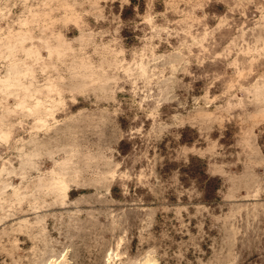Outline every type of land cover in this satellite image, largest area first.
Masks as SVG:
<instances>
[{
    "label": "rangeland",
    "instance_id": "obj_1",
    "mask_svg": "<svg viewBox=\"0 0 264 264\" xmlns=\"http://www.w3.org/2000/svg\"><path fill=\"white\" fill-rule=\"evenodd\" d=\"M148 262L264 264V0H0V264Z\"/></svg>",
    "mask_w": 264,
    "mask_h": 264
},
{
    "label": "bare ground",
    "instance_id": "obj_2",
    "mask_svg": "<svg viewBox=\"0 0 264 264\" xmlns=\"http://www.w3.org/2000/svg\"><path fill=\"white\" fill-rule=\"evenodd\" d=\"M7 82H8V81L5 80V83H7ZM37 108H38V107H36L35 110H37ZM40 110H41V109L39 108V110H38L37 112H40ZM59 175H60V174H59ZM57 176H58V175H57ZM62 178H63V176H62ZM56 179H57V178H56ZM55 182H56V185L53 184L52 186H57L58 189H60L59 187H61V186H60L61 184L66 183V182H63L62 179L59 180V181L54 180V183H55ZM52 189H53V188H52ZM54 189H55V188H54ZM63 189H64V191H66V187H64ZM148 264H155V263L148 262Z\"/></svg>",
    "mask_w": 264,
    "mask_h": 264
},
{
    "label": "trees",
    "instance_id": "obj_3",
    "mask_svg": "<svg viewBox=\"0 0 264 264\" xmlns=\"http://www.w3.org/2000/svg\"><path fill=\"white\" fill-rule=\"evenodd\" d=\"M134 3L136 2V1H133Z\"/></svg>",
    "mask_w": 264,
    "mask_h": 264
}]
</instances>
